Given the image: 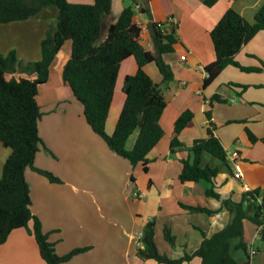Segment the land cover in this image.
<instances>
[{"label":"crops","instance_id":"0c3cea01","mask_svg":"<svg viewBox=\"0 0 264 264\" xmlns=\"http://www.w3.org/2000/svg\"><path fill=\"white\" fill-rule=\"evenodd\" d=\"M66 1L82 5L93 3V0ZM203 1L147 0V15L138 13L135 8L133 22L138 24L141 30L139 42L148 51H153L149 28L151 24L172 23L176 26L177 43L174 51L169 53L173 56L168 57L169 54L163 56V60L173 72V81L163 89L166 101V108L160 118L163 137L148 155L151 162L147 165V171L143 172L141 165H137L139 168L135 171L136 177L133 181L130 180V183L135 185L138 198L135 199L136 215L130 227H119L118 231L111 230V233H107L114 240L116 238L113 236L117 235L120 238L121 235L126 241L123 239L122 242L109 241L102 247L105 249L104 253L108 252V255L103 257L105 264H157L154 261L143 263L136 257L142 229L151 220L155 223V244L157 248L163 249V253L159 251L161 254L171 259L181 258L185 254L190 255L199 246L203 237H211L228 224L230 216L221 207L222 200L238 202L242 193L264 188V144L260 141L252 144L245 132L247 129L255 137L264 138V73H244L235 67H227L210 85L202 87L206 77L204 67L214 61L210 31L228 9H233L247 22L252 23L264 0H218L212 7H206ZM127 4L129 0H111L110 14L103 22V35L108 25L117 20ZM57 16V8L51 6L27 20L0 24V57L14 52L22 65L39 61L40 43L48 28L56 25ZM70 53L71 43L66 41L50 67L47 82L38 87L36 101L42 113L38 122V134L44 147L36 154L34 166L45 168L42 162L49 164L54 160H64L69 168L82 170L92 160L99 158L103 166L112 170L113 164L109 165L107 162L120 164L116 160L118 156L112 153L87 125L82 106L62 81L61 72L70 58ZM235 60L243 67L264 65V31L259 32L244 45L235 56ZM143 70L155 84L161 83L162 78L155 64H147ZM136 71L137 64L132 57L120 64L105 124L108 135L115 129L125 100L122 92L123 80L125 76L133 75ZM20 75L33 77L14 73L16 78ZM215 95L220 101H212ZM185 110L193 113V119L178 135V140L184 148L171 154L169 143L174 137V122ZM207 112L210 113L209 120L206 117ZM209 124L213 125L214 136L220 140L227 152V164L203 152L200 165L217 170L214 191L220 196L219 199L207 197L202 183L181 184L178 179L182 168L181 160L188 157L186 149L194 140L206 137ZM137 135L138 132L135 131L130 136L126 143L127 149H132ZM232 154L236 155L235 163L241 172L240 180H235L232 176L234 172L232 170L234 164L230 161ZM9 155L10 150L0 143V174ZM32 173L35 172L31 169L25 171V179L30 188L31 212L38 218L43 231L56 232L51 231L55 227H50L48 231L44 228L45 223L35 207L37 197L33 193L38 190L34 183L37 182L42 187L45 184L36 180ZM74 179L77 182L71 185L73 193L78 200H83L80 193L89 194L88 182L82 177ZM180 204L202 207L216 213L213 215L193 213L183 209ZM246 224L244 241L248 245L253 238L249 236L250 231ZM164 228L169 229L174 237L173 246L164 241L162 235ZM101 235L100 239L103 238L102 232ZM58 242L54 240L55 247ZM88 248L89 254L95 249V245H89ZM110 251L117 257H111ZM57 254L61 255L58 252ZM77 258L78 256L73 259ZM41 261L35 240L23 229L12 231L7 241L0 245V264H42ZM70 261L65 264H69ZM181 264H201V260L192 257ZM250 264H264V250L255 255Z\"/></svg>","mask_w":264,"mask_h":264},{"label":"trees","instance_id":"16d2710c","mask_svg":"<svg viewBox=\"0 0 264 264\" xmlns=\"http://www.w3.org/2000/svg\"><path fill=\"white\" fill-rule=\"evenodd\" d=\"M218 0H204L206 7H212ZM235 1V0H230ZM114 23L108 25L103 35V22L110 14L111 0H93L91 5L71 4L66 0H0V24L27 20L42 9L56 7L58 10L55 26H50L40 43V60L22 65L14 52L0 57V143L10 150L0 174V245L7 241L14 230L23 229L37 245L39 257L45 264H65L76 256L90 250L76 248L63 256L55 253L49 234L43 233L37 217L31 212L30 188L25 179L26 169H31L45 177L52 184L60 180L50 172L36 168V154L44 147L38 134V122L42 113L36 101L38 87L48 80L50 67L66 41L71 43L70 58L64 65L61 78L74 99L82 106L83 116L107 148L131 166L141 165L147 171L149 153L163 137L160 118L166 108L163 96L165 89L173 81V72L163 60V56L174 51L177 43L176 26L172 23L150 25L153 51L146 50L139 42L140 28L133 22L135 8L143 15L148 14L147 0H129ZM264 31V2L254 15L252 23L239 13L228 9L209 37L213 46L214 61L204 67L206 77L202 87L210 85L227 67H235L244 73H264V65L243 67L235 56L259 32ZM134 58L137 71L125 76L122 92L125 100L111 135L105 131L114 88L120 64ZM153 63L161 75V83L155 84L144 72L143 67ZM22 70V72H21ZM23 73L32 78L19 76ZM220 101L218 96L212 101ZM210 119V113H206ZM193 113L185 110L174 122V137L169 143L171 154L184 148L178 140L179 133L190 125ZM209 124L206 137L193 141L186 149L188 157L181 160L182 168L178 176L181 184L202 183L205 195L219 199L214 191L217 170L201 167V155L206 152L227 164V152L220 140L213 134ZM138 132L132 149L126 143L130 136ZM253 144L264 138L255 137L245 130ZM45 149V148H44ZM133 181V177H130ZM221 207L230 216L228 224L211 237H203L196 250L178 259L161 254L154 241V220L148 221L141 232L136 257L143 263L181 264L192 257H198L201 264H250L248 245L244 241V224L250 223L258 231L257 241L264 249V188L242 193L238 202L222 200ZM180 206L193 213L213 215L216 212L202 207ZM163 239L174 245V237L164 228ZM261 248L255 247L257 254ZM241 253L238 260L235 254ZM256 254V255H257Z\"/></svg>","mask_w":264,"mask_h":264},{"label":"rangeland","instance_id":"374dc122","mask_svg":"<svg viewBox=\"0 0 264 264\" xmlns=\"http://www.w3.org/2000/svg\"><path fill=\"white\" fill-rule=\"evenodd\" d=\"M171 56L173 54L168 55V57ZM251 76L256 75L251 74ZM116 158L120 164L107 162L109 165L113 164L112 170L103 166L99 158L92 160L82 170L69 168L64 160H54L49 164L42 162L45 168L39 169L50 172L60 180V184H52L45 177L32 173L36 180L44 182L47 186L42 187L41 184L34 183L38 191L33 195L37 197L35 207L45 223L44 228L48 231L50 227H55L51 230L56 231L53 233H46L42 230L43 233L49 234L51 243L54 240L59 241L57 247L53 243L55 253L58 252L61 254L59 256H63L73 249L95 245L91 253L86 252L85 255H79L69 264H105L103 257L108 255V252L104 253L105 249L102 247H105L109 241L122 242L121 239L126 241L121 235L120 238L117 235L113 236L116 238L114 240L107 233H111V230L118 231L119 227H130L136 215L135 199L138 198L134 189L135 185L130 183V177H136L135 171L139 167H133L128 161ZM77 177H82L88 182L89 194L80 193L83 200H78L71 188L72 183L77 182L74 179ZM246 225L250 231L249 236L254 239L252 225L250 223ZM101 232L102 239L99 238L102 236ZM254 247L261 248V243L256 240ZM157 249L163 253L162 248ZM263 250L261 248V252ZM110 253L111 257H117L112 251ZM234 256L238 260L242 258L241 253Z\"/></svg>","mask_w":264,"mask_h":264},{"label":"built area","instance_id":"2783aa9c","mask_svg":"<svg viewBox=\"0 0 264 264\" xmlns=\"http://www.w3.org/2000/svg\"><path fill=\"white\" fill-rule=\"evenodd\" d=\"M137 26L139 27L138 24H137ZM157 26L158 27H161V24L160 23H157ZM181 59L183 60L184 57H181ZM230 161L234 164V172L232 174L233 178L235 180H240L241 179V172H240V169H239L237 163H235L236 162V155L235 154H232L231 155ZM258 231L259 230L255 231L254 239L250 242V244H248V253L250 255V259H252L257 254V250L254 247V240H257L258 237H259L258 236Z\"/></svg>","mask_w":264,"mask_h":264}]
</instances>
